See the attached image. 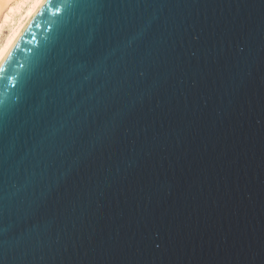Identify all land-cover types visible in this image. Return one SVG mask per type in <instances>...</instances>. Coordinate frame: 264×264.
<instances>
[{"label":"water","instance_id":"95a60500","mask_svg":"<svg viewBox=\"0 0 264 264\" xmlns=\"http://www.w3.org/2000/svg\"><path fill=\"white\" fill-rule=\"evenodd\" d=\"M139 14L119 42L82 55L87 70L32 97L36 58L43 68L60 51V17H29L13 64L0 60L9 111L58 113L44 128L30 107L8 131L0 183L10 214L31 212V236L22 251L9 215L4 264H264V0H144ZM33 134L47 143L29 155ZM50 149L70 153L59 193L56 174L27 178Z\"/></svg>","mask_w":264,"mask_h":264},{"label":"snow or ice","instance_id":"6c2138e0","mask_svg":"<svg viewBox=\"0 0 264 264\" xmlns=\"http://www.w3.org/2000/svg\"><path fill=\"white\" fill-rule=\"evenodd\" d=\"M144 0H63L62 6L53 7L52 0H0V51L4 52V66L12 65L15 55L19 49L20 41L23 39L22 34H18L16 24L18 18L22 21L27 15L32 20L42 15L45 10H51L54 16L60 17L62 27L58 33L57 39L62 38V45L56 57L43 68L40 67V57L36 58V66L39 75L33 86L27 90L29 97L33 96L36 87L50 88L66 80L69 76L80 70H87L90 60L82 59V55L87 53L88 56L94 57L97 49H103L105 44L111 45L113 40L119 42L120 38L129 31H132L140 22L139 9ZM101 12L100 18H96V13ZM113 11L115 15L113 16ZM63 13V16H61ZM85 34L88 39L85 40ZM142 35V33H141ZM95 42L96 47H93ZM135 38L126 41L122 62L127 65V49L132 48ZM243 50L242 48L240 49ZM63 57L62 60L59 57ZM98 68L99 65H96ZM94 71V70H93ZM93 71H88L84 76L85 81H92ZM105 74L108 73L104 69ZM143 75V73H141ZM31 79V76L28 77ZM98 82V81H97ZM84 85H81L83 88ZM118 91V89L116 90ZM47 97V92L45 93ZM72 99L71 96L68 97ZM36 100V98H35ZM31 107L34 115H38V121L44 128H51L53 121L58 117L56 112H48L40 105L26 104L24 109L9 111L0 100V168L6 160L8 151L7 136L9 129L19 119L20 115ZM108 105H105L107 108ZM92 122L89 121L87 128L80 130V137L86 138L92 132ZM47 143V136L41 137L39 141L35 140V134L31 140H25L21 145V150H26L29 155L33 152L39 153L42 145ZM76 140H73L72 147L75 148ZM26 146V148H25ZM50 154L46 159L40 161L37 169L29 170L27 178L32 179L33 176L40 179H51L54 174L57 175L55 188L50 183V193H59L60 180L58 172L63 164V158L69 155V152L63 149H50ZM74 160L78 157H73ZM23 171V169H22ZM5 188L6 185L0 183V225L11 215L13 223V236H17L16 244L21 246L22 251H26L25 233L31 236V230L26 228L28 218L31 212L25 211L21 214L9 212L5 205ZM4 228H0V236H3ZM157 248L159 244L155 245ZM0 264H4V260L0 259Z\"/></svg>","mask_w":264,"mask_h":264},{"label":"bare ground","instance_id":"6f19581e","mask_svg":"<svg viewBox=\"0 0 264 264\" xmlns=\"http://www.w3.org/2000/svg\"><path fill=\"white\" fill-rule=\"evenodd\" d=\"M29 19V17L27 15H25L24 19L22 21L19 20L18 18V22L16 24V30L19 34V32L21 31V29L23 28V26L25 25V23L27 22V20ZM4 56V52L0 51V60L2 59V57Z\"/></svg>","mask_w":264,"mask_h":264}]
</instances>
